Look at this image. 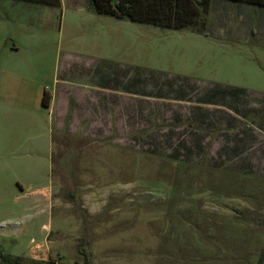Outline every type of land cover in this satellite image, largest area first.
I'll use <instances>...</instances> for the list:
<instances>
[{
	"label": "rangeland",
	"instance_id": "374dc122",
	"mask_svg": "<svg viewBox=\"0 0 264 264\" xmlns=\"http://www.w3.org/2000/svg\"><path fill=\"white\" fill-rule=\"evenodd\" d=\"M22 2L0 0V40L18 20L35 38L1 64L51 86L81 77L67 53L85 52L114 94L96 121L65 119L53 152L47 135L23 147V121L0 116V249L20 264H258L264 6L212 0L203 34L65 7L60 40L45 30L58 9L29 4L8 22Z\"/></svg>",
	"mask_w": 264,
	"mask_h": 264
},
{
	"label": "crops",
	"instance_id": "0c3cea01",
	"mask_svg": "<svg viewBox=\"0 0 264 264\" xmlns=\"http://www.w3.org/2000/svg\"><path fill=\"white\" fill-rule=\"evenodd\" d=\"M22 3L28 4H11V8L13 9L10 13H6L5 15L8 22H15L16 16L13 13L14 11H16V8H25L26 6H30L29 4H35L29 2ZM37 5L41 6L42 8L44 7L60 10L62 18L60 24L58 21L54 20L50 23L45 22V30L49 31L50 33H55V35L61 36L60 40H62V38L64 37L63 20L65 15V7H69L71 11H75L79 14L82 13L83 15L88 13L92 14L95 12L90 7L89 0H60V6L57 7L43 4ZM50 16L52 18V16L54 15L50 13ZM18 21L20 22V24L19 26H17L19 27V29L16 30V34H6L7 36H5V38L10 36V39L0 40V111L3 105H6L5 109L7 111V115L3 114L2 116L0 112V116L2 117L3 121H6V123H13L14 121H20L19 123H22L23 121L22 124L25 125H20L18 127L20 132L28 136L26 138L27 143H25L23 147H26L29 142L30 145L26 148H33L35 144L34 140L41 137V135H47L49 139L48 149L53 152L54 133L59 132V134H62L65 131V129H63L65 119L68 120L69 118L76 115L77 119L81 118L84 120V118H86L85 121L90 119L91 122L94 120L96 121V117L98 118L102 105H104V107L109 106L108 100H110V95L114 94V89H110L108 85L109 75L107 73H103V78H101L106 82V84L104 83L100 85L98 83L99 73L101 74L98 62L96 60V64L93 62L86 63L84 61V58L88 57V55H86L85 52L77 54L67 53V58H69L70 61L75 59L76 61L79 60L78 65H76L75 63L73 64V66H75V69L81 70V72L78 73L82 74V76L77 77V79H74L73 77L70 78L68 76L63 78L58 77L53 80L51 86L45 85L42 82H38L25 76V74L21 72L23 70L20 68L18 62H4L3 64H1V59H4L5 57L9 58L12 56H19L22 49L21 41L23 43H28L30 41V38H35L34 35H36V33L32 32L35 31V29H29L27 26V21ZM40 21L44 23L43 19ZM22 25H24V27H21ZM77 40L83 41L84 37H79L77 38ZM69 49L72 48H67L66 50ZM93 59L94 58H92V60ZM27 67L28 65L25 64L24 69L26 71ZM89 71L93 72V76H91L92 78H90L89 76L88 79L87 76ZM95 77H98V82L93 81V78ZM45 94H48L50 96V103L48 107L43 105V98ZM111 100H113L112 97ZM63 104H66L65 111L62 110ZM82 116H84V118ZM40 124L41 127H43L45 130L43 134H38V128ZM19 141L20 140L17 139L14 144L19 143ZM2 149L3 145L0 137V151H2ZM47 259L49 260V258Z\"/></svg>",
	"mask_w": 264,
	"mask_h": 264
},
{
	"label": "trees",
	"instance_id": "16d2710c",
	"mask_svg": "<svg viewBox=\"0 0 264 264\" xmlns=\"http://www.w3.org/2000/svg\"><path fill=\"white\" fill-rule=\"evenodd\" d=\"M23 2L60 6V0H18ZM264 6V0H235ZM212 0H89L90 7L98 14L136 23H153L174 30L190 29L203 34L208 27ZM50 96L45 94L43 105L48 107ZM0 259L9 264H20L18 258L0 249ZM89 260V256L87 258ZM258 264H264V250Z\"/></svg>",
	"mask_w": 264,
	"mask_h": 264
}]
</instances>
